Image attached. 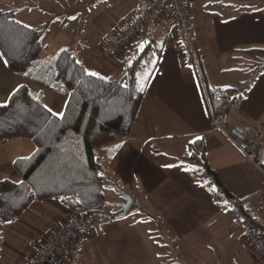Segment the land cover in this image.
Segmentation results:
<instances>
[{
    "label": "crops",
    "instance_id": "1",
    "mask_svg": "<svg viewBox=\"0 0 264 264\" xmlns=\"http://www.w3.org/2000/svg\"><path fill=\"white\" fill-rule=\"evenodd\" d=\"M73 1L69 0L70 3ZM93 1L87 12L81 15L55 13L49 7L59 4L60 0H42L45 6L42 8L44 33L41 32L44 49L54 52L66 46L74 53L73 49L80 48L81 53L89 52L85 56L88 58L92 56V48L93 53L98 49L104 54L105 43L141 16L143 3L147 2L150 9L154 0H109L117 20L100 42L96 31L98 3ZM25 4L30 6L28 20L36 19L32 15L38 5L31 0ZM187 6L193 18L196 67L184 63L175 26H163L162 20L169 16L168 9L160 17L149 19L145 32L142 28L119 55L121 58L111 61L110 66L89 64L88 71L112 78L121 77L128 65L122 64L123 58L130 51L136 50V54L141 51L139 43H143V49L150 45L155 47L146 53L156 54L157 66L146 79V94L132 130L117 138L118 150L112 158L104 159L109 182H116L131 194L133 203L127 213L121 215L119 203L124 198L115 192L112 203L106 207L111 219L104 218L87 235L74 240L75 244H68L71 260L72 254L76 253V264H159L160 243L173 246L175 250L171 251L179 258L185 254L192 260L204 259V264H230L226 261L229 250L228 255H234L233 261L252 257L257 263L264 264L244 239L247 223L242 228L241 238L245 245L233 235L218 236L222 231L225 235L232 222L237 227L236 219H240L212 193L206 176L201 177V166L182 159L188 154V143L204 135L211 167L264 225V173L227 134L233 125L240 124L264 144V69L244 89L247 79L257 70L260 58L264 59V0H196L187 1ZM12 9H17L15 14L21 10L19 6ZM23 22L32 25L31 21ZM76 22H82V25L75 34ZM69 30L70 37L60 40L59 37L67 36ZM92 34L93 41L91 38L87 40ZM51 36L57 38L46 41ZM25 77L12 72L0 61V103L7 101L10 94L24 84ZM206 86L244 89V98L233 107L225 125L212 117ZM25 139L17 137L0 144V152H3L0 157L1 177L6 175L3 173L6 163L11 164L12 174L16 173L12 166L16 158L9 161L6 147L12 143L16 151L27 144ZM255 198L261 202L260 216L250 210V203ZM81 217V213L71 211L57 199L35 201L20 219L5 227L4 231L13 236L0 239V264H30L37 251L25 254L22 244L30 243L31 233L39 232L43 244L65 223ZM4 224L7 223L0 224L1 227ZM214 238L222 239L228 247L222 258L213 249L207 251L205 247L201 249L203 252L196 249L197 245L207 246ZM167 264L185 263L171 261Z\"/></svg>",
    "mask_w": 264,
    "mask_h": 264
},
{
    "label": "trees",
    "instance_id": "2",
    "mask_svg": "<svg viewBox=\"0 0 264 264\" xmlns=\"http://www.w3.org/2000/svg\"><path fill=\"white\" fill-rule=\"evenodd\" d=\"M16 11L0 5V51L7 54L4 58L9 61V68L18 74L29 72L26 77L66 94L67 100L63 119L49 115L44 108V92L24 83L8 97L9 106L0 108V144L20 137L35 146L29 155L17 157L12 163L20 180L0 179V224L9 219L17 221L35 201L49 198L85 217H103L109 203V173L103 160L112 158L118 150L117 138L132 130L148 83L143 84L138 73L145 54L155 47L150 45L136 54L126 67L128 76L101 80L86 75L85 65L66 46L44 54L41 31L17 19ZM205 94L214 121L223 125L245 96L244 89L235 86H206ZM198 137L192 140L195 143H188V154L182 159L204 168L206 182L211 189H217L212 193L241 221L264 230L260 220L211 167L205 136Z\"/></svg>",
    "mask_w": 264,
    "mask_h": 264
},
{
    "label": "rangeland",
    "instance_id": "3",
    "mask_svg": "<svg viewBox=\"0 0 264 264\" xmlns=\"http://www.w3.org/2000/svg\"><path fill=\"white\" fill-rule=\"evenodd\" d=\"M32 2L34 1V3H36L38 6L39 11L35 10L34 11V15H32L33 17H36V19H31L28 20L29 14H30V6L25 4L28 3L29 0H0V5L2 7H4L5 9H12L14 7H20V12L15 14V17L21 21H31L30 23L32 25H34L35 27H37V29H39L41 32L44 33V29L42 28L43 24H42V20H43V9H45V6L42 4V0H31ZM93 3V0H74L73 2H69V0H60L59 4H54L53 6L49 7L52 8V10L56 12L60 11V12H64L65 14H73V13H80L81 15H84L89 6L90 3ZM96 2L98 3V14H97V22H96V31H97V39L100 42L101 39H103L102 37H104L105 35H107L110 30H111V26L112 24L116 23V11L113 9V11L111 10L112 6H111V1L109 0H96ZM43 8V9H42ZM27 15V16H26ZM151 19V18H150ZM192 22H193V18H192ZM77 25L75 26V34L76 32H79L80 30H77L81 25L82 22H76ZM79 23V24H78ZM74 30V29H73ZM121 31V30H120ZM71 30L67 31V36H61L59 37L60 40H64L66 38L70 37ZM193 33H194V29H193ZM54 38H57V36H51V37H47L46 41H50L53 40ZM91 38V40L93 41L94 34H92L91 36H89L87 38V40H89ZM113 38V37H112ZM193 45L195 47V39L193 40ZM138 48L140 50L143 49V43H139ZM74 53L76 54L77 59L82 63L85 64L87 66V69L90 70L89 64H96L97 66H102V67H108L110 66L109 64H111L112 62H115V59L121 58V57H110L107 55L103 54V51L96 49L95 52L93 53V48L92 51L90 50V54H92L91 58L89 57H85L87 54H89V52H84L81 53L80 48H75L73 49ZM87 51V50H86ZM196 51V49H195ZM56 52V51H54ZM53 50H50L49 48L44 49L43 53L44 54H52L54 53ZM136 50L130 51L128 53V55H126L123 58L122 64L125 63H130L134 57L136 56ZM197 53V52H196ZM262 55V54H261ZM263 58H260V61H262ZM119 63V62H118ZM156 63V54L153 52H149L148 54H146V56L144 57L143 61H142V67L139 71V79L141 80V82L144 84L146 79L150 76L152 70L154 69ZM246 64H250L248 61H245ZM254 64V63H252ZM85 66V67H86ZM105 77H109L106 74H101ZM23 83H27L28 85H30L33 89H35L36 91H44L45 96V104L52 108L54 112H63L64 106H65V101L67 100V96L61 92L58 91H54V90H50L48 88H44L41 85H38L35 81H33L32 79L25 77L24 82ZM27 144H24L23 146H20L16 151L13 148V144L10 143V145H8V147H6V153H7V157L9 159V161L17 158V157H21V156H26L29 155L35 148L34 144L32 143L31 140L29 139H25ZM3 156V152H0V157ZM105 160H103V164H104ZM105 166V164H104ZM4 171L3 173L6 174L5 176L0 175V179L2 178H11V179H15V180H19L20 176L16 173L11 171V164L10 163H6L5 167H4ZM202 170L204 169L201 166ZM207 177L206 173L204 171H202V175L201 177ZM116 182L112 183V182H107L106 184V195H107V199L109 201L108 205L110 203H112L113 201V195L115 196V192H117V190L114 188V184ZM250 210L253 211L254 214L260 216V206H261V202L259 201V198H255L251 201L250 203ZM247 209V208H246ZM248 210V209H247ZM251 213V212H250ZM252 214V213H251ZM253 215V214H252ZM254 216V215H253ZM99 221H104L103 217H99L98 218ZM236 221L238 222V226L235 227L234 222L230 223V228L229 231H225L223 235L222 232L220 234H218V236L223 237H236L238 238L240 241H242V228L244 227L245 223L243 222V224H241V221L236 219ZM11 224V223H10ZM9 226V223L4 224L2 227L0 225V239L3 238V236L5 237H9L11 238V235L9 232L4 231L5 227ZM96 227V226H95ZM31 233V232H28ZM233 235V236H231ZM81 237V236H80ZM79 237V238H80ZM219 239V237H217ZM77 239V238H76ZM74 239V240H76ZM72 241L75 244V241ZM213 241V242H212ZM220 243L218 244L217 242ZM42 244V239L40 238V233L39 232H33L31 233V241L30 243L28 242V244L23 243L22 247H23V251L25 254H30L31 252H35L37 251L40 246ZM73 244V245H74ZM162 244V245H161ZM164 243H160L159 244V264H167L171 261H182L185 264H204L203 261L204 259H200V261L197 260H192L191 258H189L188 256H185V254H181V258H179L177 255L174 254L173 250H175L173 248V246H171L170 244L168 245V247L163 246ZM242 244L245 245V243L242 241ZM206 247L207 251H210V249H213L215 254L217 253L218 256L220 258H222L226 252L225 250L228 249V247L225 245V242L220 239L217 240L216 238L211 240L210 244H207V246H200L197 245L196 249L199 250V252H203V248ZM171 249H173L171 251ZM203 249V250H201ZM195 253H198L196 250H193ZM230 251V250H229ZM229 251L227 252V260L226 261H230V264H259L255 261V259H252V257H250V259H241V260H236L233 261V257L234 255H228ZM225 253V254H224ZM76 253L72 254V264H76L75 262L77 261L76 258ZM222 254H224L223 256H221ZM168 257H170L171 259H168ZM155 264H158V262Z\"/></svg>",
    "mask_w": 264,
    "mask_h": 264
},
{
    "label": "built area",
    "instance_id": "4",
    "mask_svg": "<svg viewBox=\"0 0 264 264\" xmlns=\"http://www.w3.org/2000/svg\"><path fill=\"white\" fill-rule=\"evenodd\" d=\"M165 9L169 10V16L162 20L163 26L166 28L175 26L184 63L196 67L198 58L193 45V22L187 0H154L147 15L151 19H156ZM143 20V17L139 16L107 41L104 45L105 55L110 57L121 55L142 31ZM227 134L245 156L264 173V163H261L264 161V144L259 143L251 131L240 124L233 125ZM262 213L264 214V200ZM98 223V218L85 216L68 221L44 240L30 264H72L68 244L77 236L87 235ZM244 239L259 259L264 261V230L247 226L244 230Z\"/></svg>",
    "mask_w": 264,
    "mask_h": 264
},
{
    "label": "water",
    "instance_id": "5",
    "mask_svg": "<svg viewBox=\"0 0 264 264\" xmlns=\"http://www.w3.org/2000/svg\"><path fill=\"white\" fill-rule=\"evenodd\" d=\"M148 8L149 6L147 2L143 3L141 6V16L144 18V22H143L144 32L149 23V17L147 16ZM262 69H264V59L257 65V70L253 72V74L247 79V83L244 89H246L257 78L259 71ZM128 75H129V71L126 70L124 74L121 76V79ZM114 188L124 198V201L120 202L119 206L122 210L121 215H125L133 203V196L129 194L127 191H125L122 187H120L119 184L117 183L114 184ZM102 216L108 220L111 219V215L107 214L106 212L102 213Z\"/></svg>",
    "mask_w": 264,
    "mask_h": 264
},
{
    "label": "snow or ice",
    "instance_id": "6",
    "mask_svg": "<svg viewBox=\"0 0 264 264\" xmlns=\"http://www.w3.org/2000/svg\"><path fill=\"white\" fill-rule=\"evenodd\" d=\"M73 19H75V17H73ZM61 51H67L66 49H61ZM7 54L4 53V52H0V61L3 62V64L5 66L8 65L9 61L7 59H4V57L6 56ZM76 63H80L79 61H76ZM86 75H89V76H93V77H98L99 79L103 80V79H107V77L105 76H102L100 75L99 73L95 72V71H86L85 72ZM24 75L25 76H28L29 75V72H24ZM141 90H143V87L141 88ZM17 91H19V89H17ZM35 99H39L38 97H36ZM11 103V101H5L3 104H0V108H7L9 106V104ZM44 108L46 109V112L49 114V115H52V116H57L59 117L60 119H63L64 118V114L62 112H54L52 108L48 107L47 105H44ZM197 139H200L199 137ZM192 143H195V141H192ZM119 147V146H118ZM261 163H264V161H261ZM167 167H172V165H166ZM193 171H195L196 169H192ZM13 183H17V184H23V181H14ZM212 192H217V189L215 188H212L210 189ZM6 223H12V220H7Z\"/></svg>",
    "mask_w": 264,
    "mask_h": 264
}]
</instances>
